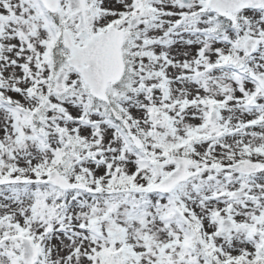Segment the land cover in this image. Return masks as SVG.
I'll list each match as a JSON object with an SVG mask.
<instances>
[{"label":"snow or ice","instance_id":"obj_1","mask_svg":"<svg viewBox=\"0 0 264 264\" xmlns=\"http://www.w3.org/2000/svg\"><path fill=\"white\" fill-rule=\"evenodd\" d=\"M0 264H264V0H0Z\"/></svg>","mask_w":264,"mask_h":264}]
</instances>
